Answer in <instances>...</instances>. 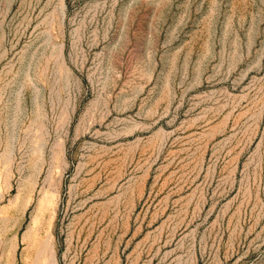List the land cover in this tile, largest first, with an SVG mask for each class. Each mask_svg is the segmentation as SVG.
<instances>
[{
  "label": "rangeland",
  "instance_id": "374dc122",
  "mask_svg": "<svg viewBox=\"0 0 264 264\" xmlns=\"http://www.w3.org/2000/svg\"><path fill=\"white\" fill-rule=\"evenodd\" d=\"M0 264H264V0H0Z\"/></svg>",
  "mask_w": 264,
  "mask_h": 264
}]
</instances>
